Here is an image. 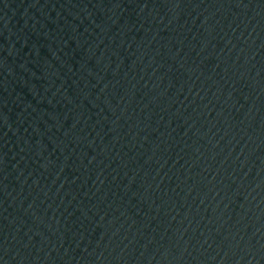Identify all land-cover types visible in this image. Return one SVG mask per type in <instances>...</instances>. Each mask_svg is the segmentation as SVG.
<instances>
[{
	"label": "water",
	"instance_id": "1",
	"mask_svg": "<svg viewBox=\"0 0 264 264\" xmlns=\"http://www.w3.org/2000/svg\"><path fill=\"white\" fill-rule=\"evenodd\" d=\"M0 264H264V0H0Z\"/></svg>",
	"mask_w": 264,
	"mask_h": 264
}]
</instances>
